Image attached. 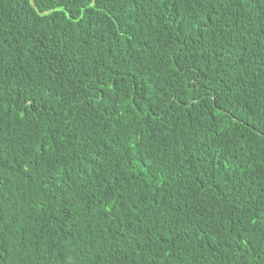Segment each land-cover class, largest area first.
Masks as SVG:
<instances>
[{
  "label": "trees",
  "instance_id": "trees-1",
  "mask_svg": "<svg viewBox=\"0 0 264 264\" xmlns=\"http://www.w3.org/2000/svg\"><path fill=\"white\" fill-rule=\"evenodd\" d=\"M0 264H264V0H0Z\"/></svg>",
  "mask_w": 264,
  "mask_h": 264
},
{
  "label": "snow or ice",
  "instance_id": "snow-or-ice-1",
  "mask_svg": "<svg viewBox=\"0 0 264 264\" xmlns=\"http://www.w3.org/2000/svg\"><path fill=\"white\" fill-rule=\"evenodd\" d=\"M38 6V5H37Z\"/></svg>",
  "mask_w": 264,
  "mask_h": 264
}]
</instances>
